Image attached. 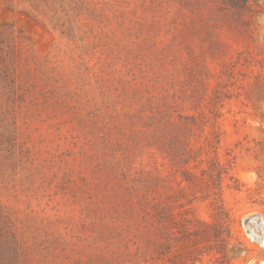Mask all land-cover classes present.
<instances>
[{
    "label": "rangeland",
    "instance_id": "1",
    "mask_svg": "<svg viewBox=\"0 0 264 264\" xmlns=\"http://www.w3.org/2000/svg\"><path fill=\"white\" fill-rule=\"evenodd\" d=\"M253 213L264 0H0V264H264Z\"/></svg>",
    "mask_w": 264,
    "mask_h": 264
},
{
    "label": "bare ground",
    "instance_id": "2",
    "mask_svg": "<svg viewBox=\"0 0 264 264\" xmlns=\"http://www.w3.org/2000/svg\"><path fill=\"white\" fill-rule=\"evenodd\" d=\"M257 218H258V214L253 213L250 216H248L247 219L252 221V223H255V225H257L256 236H259L263 232L264 228L260 226Z\"/></svg>",
    "mask_w": 264,
    "mask_h": 264
},
{
    "label": "trees",
    "instance_id": "3",
    "mask_svg": "<svg viewBox=\"0 0 264 264\" xmlns=\"http://www.w3.org/2000/svg\"><path fill=\"white\" fill-rule=\"evenodd\" d=\"M222 174H227V172L224 170L219 173V176H222ZM182 175L184 176V179L182 180L183 182H189L191 180V176L189 173L185 172V173H182Z\"/></svg>",
    "mask_w": 264,
    "mask_h": 264
},
{
    "label": "built area",
    "instance_id": "4",
    "mask_svg": "<svg viewBox=\"0 0 264 264\" xmlns=\"http://www.w3.org/2000/svg\"><path fill=\"white\" fill-rule=\"evenodd\" d=\"M258 221H259V224L261 227H264V221H263V218L261 217V215L258 214Z\"/></svg>",
    "mask_w": 264,
    "mask_h": 264
}]
</instances>
